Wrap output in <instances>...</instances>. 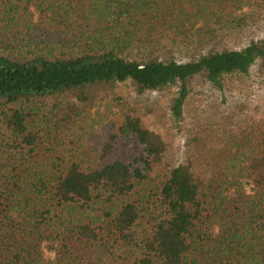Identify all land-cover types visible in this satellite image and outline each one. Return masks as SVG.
Listing matches in <instances>:
<instances>
[{
    "label": "trees",
    "instance_id": "1",
    "mask_svg": "<svg viewBox=\"0 0 264 264\" xmlns=\"http://www.w3.org/2000/svg\"><path fill=\"white\" fill-rule=\"evenodd\" d=\"M251 2L0 0V264H264V133L226 119L182 150L125 93L176 88L178 121L196 75L263 76Z\"/></svg>",
    "mask_w": 264,
    "mask_h": 264
},
{
    "label": "rangeland",
    "instance_id": "2",
    "mask_svg": "<svg viewBox=\"0 0 264 264\" xmlns=\"http://www.w3.org/2000/svg\"><path fill=\"white\" fill-rule=\"evenodd\" d=\"M256 12L264 18V0H252L242 12ZM264 37V25L257 31ZM229 41L230 46L240 45L239 36ZM189 93L183 105V114L174 121L170 111L171 98L177 96V89L139 93L136 87L128 84L125 88L126 100L143 108L145 122L162 132L165 139L179 143L184 149L187 136L203 132L206 127L218 121L228 120V129L241 135L253 137L264 133V75L261 76L253 65L248 75L229 76L224 88L216 89L204 73L196 75L187 85ZM118 108L107 100L98 101L87 109L84 117V137L89 145L96 143L110 121L118 118ZM48 257L53 252L46 249Z\"/></svg>",
    "mask_w": 264,
    "mask_h": 264
}]
</instances>
